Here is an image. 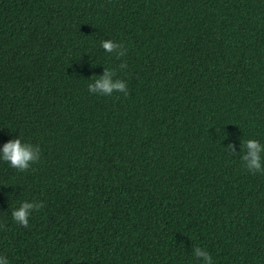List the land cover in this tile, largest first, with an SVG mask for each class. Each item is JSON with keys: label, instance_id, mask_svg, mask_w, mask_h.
Here are the masks:
<instances>
[{"label": "trees", "instance_id": "1", "mask_svg": "<svg viewBox=\"0 0 264 264\" xmlns=\"http://www.w3.org/2000/svg\"><path fill=\"white\" fill-rule=\"evenodd\" d=\"M106 70L128 95L89 92ZM16 138L40 159L0 158L9 264H264L243 161L264 146V0H0V153Z\"/></svg>", "mask_w": 264, "mask_h": 264}, {"label": "clouds", "instance_id": "2", "mask_svg": "<svg viewBox=\"0 0 264 264\" xmlns=\"http://www.w3.org/2000/svg\"><path fill=\"white\" fill-rule=\"evenodd\" d=\"M102 47L109 53L113 52L118 47L124 48V51L120 53L121 56L127 52V49L123 44L118 45L112 40L102 41ZM126 66V63L121 65V67ZM113 75L114 73L112 71L106 70L102 77H98L94 80V84L88 85L89 92L110 96L114 91H117L128 95L129 93L126 83L120 79L113 81ZM229 148L233 149V146L229 145ZM243 148L245 151L243 161L246 162V169L253 174L257 172L264 173V165H262L261 159V153L264 152V146H262L256 139H249L244 141ZM0 158L5 162H8L12 168L25 171L30 168L31 164L40 159V148L22 141L21 138H16L4 144L2 153H0ZM41 207L42 204H33L25 201L18 209L13 210V219L23 227H27L31 210L39 209ZM195 256L203 257L206 264H213L212 257L207 251H202L200 248H196ZM0 264H9V262L6 257L0 256Z\"/></svg>", "mask_w": 264, "mask_h": 264}]
</instances>
